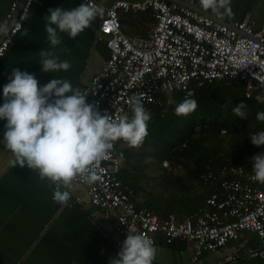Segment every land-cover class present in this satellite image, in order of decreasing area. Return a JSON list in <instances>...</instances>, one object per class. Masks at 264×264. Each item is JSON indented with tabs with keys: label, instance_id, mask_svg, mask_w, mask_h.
<instances>
[{
	"label": "built area",
	"instance_id": "2783aa9c",
	"mask_svg": "<svg viewBox=\"0 0 264 264\" xmlns=\"http://www.w3.org/2000/svg\"><path fill=\"white\" fill-rule=\"evenodd\" d=\"M37 2L11 1L0 20V25L7 28L0 33V59L23 30ZM91 2L105 9L98 16L96 38L104 43L108 54L79 90L101 115L131 118L132 98H139L145 106L159 102L162 92L191 94L195 87L224 78H239L245 84L247 97L259 90L264 99V20L259 27L246 18L225 23L224 14L210 16L166 0H114L109 5ZM121 10L150 11L155 24L149 34L144 37L124 33ZM125 143L117 141L109 158L100 162L101 180L93 184L79 179L73 182L84 187L101 216L113 219L117 234L114 243L120 251L128 233L146 235L153 240L155 249L160 243L184 238L196 244L192 254L195 261L204 252L223 249L228 242L253 233L261 247L249 248L248 255L264 256V184L253 179L252 163L245 168L241 164L218 166L208 161L199 176L204 185L214 186L205 198V206L183 216L170 214L162 218L137 207L134 190L120 178L122 161L116 148ZM162 166L169 169L171 164L164 159ZM80 200V196L75 197L76 202ZM238 257L234 253L216 264Z\"/></svg>",
	"mask_w": 264,
	"mask_h": 264
},
{
	"label": "crops",
	"instance_id": "0c3cea01",
	"mask_svg": "<svg viewBox=\"0 0 264 264\" xmlns=\"http://www.w3.org/2000/svg\"><path fill=\"white\" fill-rule=\"evenodd\" d=\"M11 1L0 0V20L4 19ZM97 1L109 5L114 0ZM181 1L197 12L214 14L203 9L199 0ZM80 4H84L82 0H38L34 5L23 30L0 59V105L4 102L3 87L14 68L34 74L38 86L46 85L53 78L65 79L79 89L89 82L108 54L104 43L96 38L99 17L75 38L57 29L61 44L55 49L47 41L45 28L49 9L70 10ZM230 7L231 14H224L222 22L246 18L259 27L264 20V0H231ZM119 14L122 31L130 36L146 37L155 24L150 11L121 10ZM40 51H53L60 61L70 62L71 68L43 72ZM5 124L6 120H0V264H110L120 252L114 243L117 234L113 219L96 211L81 185L73 184L68 189L67 205L55 202L54 185L50 181L41 180L37 170L11 163L10 152L2 142ZM251 163L252 160L245 168ZM76 196H80L79 202L75 201ZM195 247L194 242L184 238L170 244L160 243L152 264H216L234 253L240 257L225 260V264H264V256L248 255L249 248L261 247L253 233L246 234L242 240L228 242L223 249L204 252L193 261Z\"/></svg>",
	"mask_w": 264,
	"mask_h": 264
},
{
	"label": "clouds",
	"instance_id": "9594fccd",
	"mask_svg": "<svg viewBox=\"0 0 264 264\" xmlns=\"http://www.w3.org/2000/svg\"><path fill=\"white\" fill-rule=\"evenodd\" d=\"M205 10L231 14V0H199ZM105 9L91 0L70 10L49 9L45 25L47 41L52 49L61 44L58 31L75 38L103 15ZM55 26V27H53ZM7 31L0 25V33ZM43 72L67 71L68 61H60L53 51H40ZM248 87H251L249 85ZM264 87V82H261ZM87 95L65 79L53 78L38 86L34 74L14 68L9 82L3 87L4 102L0 105V120H6L3 144L10 152L11 163L37 170L41 180L54 185L53 200L67 205L73 182L93 184L101 180L99 164L106 160L114 144L123 140L131 147H139L148 135L151 114L139 98H132V116L114 119L101 115L94 104L87 103ZM264 103V99L257 97ZM175 101L168 99V104ZM243 102L233 108L236 116L244 118ZM198 107L197 101L185 98L175 104L177 116H187ZM264 122V112L257 113ZM250 141L264 145V131L252 134ZM253 179L264 184V153L252 157ZM156 249L151 238L144 234H127L117 258L110 264H152Z\"/></svg>",
	"mask_w": 264,
	"mask_h": 264
},
{
	"label": "trees",
	"instance_id": "16d2710c",
	"mask_svg": "<svg viewBox=\"0 0 264 264\" xmlns=\"http://www.w3.org/2000/svg\"><path fill=\"white\" fill-rule=\"evenodd\" d=\"M255 90L245 95V84L239 78H224L195 87L191 94L183 91L162 92L159 102L144 107L151 114L148 135L139 147L127 143L116 153L121 157L120 178L135 193V203L158 217L183 216L205 206V198L213 185H204L199 176L205 164H243L264 152L255 146L252 134L264 131L257 113L264 103ZM172 98L175 103L168 104ZM185 98L195 99L198 107L187 116H177L175 104ZM243 102L245 116L240 118L233 108ZM224 130V133H221ZM166 159L171 168H163Z\"/></svg>",
	"mask_w": 264,
	"mask_h": 264
},
{
	"label": "water",
	"instance_id": "95a60500",
	"mask_svg": "<svg viewBox=\"0 0 264 264\" xmlns=\"http://www.w3.org/2000/svg\"><path fill=\"white\" fill-rule=\"evenodd\" d=\"M170 1L175 2V3H177V4H180V5H184V6L188 7V8L193 9L192 7H189L188 5H185L181 0H170ZM22 2H23V0H20V3H22ZM193 10H195V9H193ZM207 14H208V13H207ZM9 24H10V23H9Z\"/></svg>",
	"mask_w": 264,
	"mask_h": 264
},
{
	"label": "rangeland",
	"instance_id": "374dc122",
	"mask_svg": "<svg viewBox=\"0 0 264 264\" xmlns=\"http://www.w3.org/2000/svg\"><path fill=\"white\" fill-rule=\"evenodd\" d=\"M97 43H99V42H97ZM124 145H122V144H118V146H117V148H116V151L117 150H119V148H121V147H123Z\"/></svg>",
	"mask_w": 264,
	"mask_h": 264
}]
</instances>
